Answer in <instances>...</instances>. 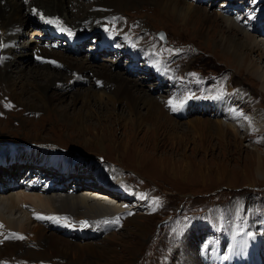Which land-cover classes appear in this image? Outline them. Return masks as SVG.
Here are the masks:
<instances>
[{
  "label": "rangeland",
  "instance_id": "1",
  "mask_svg": "<svg viewBox=\"0 0 264 264\" xmlns=\"http://www.w3.org/2000/svg\"><path fill=\"white\" fill-rule=\"evenodd\" d=\"M158 1L133 2V6L123 8L124 14L114 16V24L111 25L110 21L106 30H113L112 35L123 31L127 41L132 39L135 43L147 32L145 41L156 44L153 50L157 52L156 57L160 63L172 68L170 73L177 80L173 93L166 90L171 81L166 80L154 86L152 84L158 79L147 78L149 74L140 67V70L137 68L130 73L129 77L132 82L140 83L133 91L143 89L152 97L172 96L185 99L189 104L193 102V110L189 112L186 111L185 101L176 111L169 104L162 106L165 111L168 110V114L163 110L170 117L168 126L158 125L153 119L147 118L135 130L129 123V119L135 120V117L128 107L131 100L127 95H122L120 102L119 97L108 101L106 94L100 93L103 98L94 97L86 102L87 87L73 92L78 87L74 86L71 93L50 101L53 105L46 108V104L34 96L37 87L27 83L25 77L32 73L25 71L10 73L21 82L15 100L13 95L4 91V81L0 75V182L3 178H12L17 182L26 171L39 169L42 161L21 159L27 149L33 151L37 147L42 151L53 150L54 154H59L57 165L48 164L51 169L46 172H51L52 176L60 175L63 182L71 181L65 193L71 188L81 191L85 188L98 190L104 187L116 194L125 192L115 185L117 183L110 173L106 176L102 171L104 169L106 172V168L112 167L121 171V180L128 189L143 196L149 203H144L146 206L141 209L140 204L128 202L123 212L120 205L116 204L113 207L119 212L116 218L97 219L94 224L82 225L84 234L78 230L65 232L64 229L53 228L50 221L44 222L49 234L61 239L60 253H53L46 246V259L32 258L29 261L20 257L14 261L15 264H264V133L251 132L254 128L264 132V92L260 82L250 76L247 69L237 71L236 65L239 62H233V54L221 50V35H226L227 30L219 15L224 12L235 16L236 13L239 15L255 7L256 15L252 17L257 19L258 27L252 29V34L258 39H264V0H188L207 13L208 17L191 11L190 16L182 19L163 11ZM81 2L83 6L89 7L99 4V1ZM179 2L183 4L184 0ZM74 13L78 11L74 10ZM30 25L26 28L28 34L24 35L19 44L22 49L21 46L28 43L26 41L36 38L31 37L34 34L32 31H40L38 27ZM160 31L165 32L166 41L161 38ZM93 33L91 37L86 36L85 39H89L87 44L95 45L96 40H104L101 32ZM41 37L40 32L38 38ZM120 39L119 35L118 39L114 38V44L118 47L121 45ZM87 44L80 55L91 54L89 59L98 68L112 65L123 71L126 61H130L128 55L118 59L114 54L115 49L101 52L102 48L95 49ZM31 45L35 46L36 43ZM92 51L95 52L92 54ZM250 57L261 62L264 67V59L260 58L258 51ZM20 60L30 65L29 59V62ZM39 73L43 74V71ZM78 77L83 78V75ZM72 96L78 99L76 104H71ZM203 97L205 102H210V106H204L201 111L196 110L198 105L195 102ZM126 100L128 102L125 105ZM225 102L230 103L232 110L223 109ZM216 103L221 104L217 114ZM234 110L237 113L233 117L229 112ZM141 111L147 113L148 109L142 104ZM247 127L251 128L250 132L246 131ZM104 128L107 130L103 136L105 139L99 144L97 141L87 142V139L94 141L96 133H103ZM12 162L15 164L10 165ZM257 166H261L260 172H257ZM64 167L66 172L62 170ZM3 189L0 186V190ZM115 196L109 194L107 199L111 200L108 202H112ZM115 199L113 201L118 200ZM235 202L240 203L241 209L245 211V219L260 241L255 249L252 244L253 235H250L243 252L234 250L238 247L226 251V244L233 239V234L227 230L225 237V227H229L232 215L236 213L233 208ZM3 204H0L1 208H5ZM25 209L26 206H23L21 211L3 215L19 224L25 221L26 213H21L27 211ZM133 220L148 227L143 242L140 239L138 241V236L134 234L136 228ZM69 222L73 225L80 220L75 221L70 217ZM103 230L107 233H103ZM17 235L11 234L8 239H1L0 250L17 251L15 244H6L8 241L18 242ZM51 241L50 238L46 243ZM186 242H194L193 256L189 251L190 257L185 256ZM83 243L96 248L107 244L110 249L113 248V252L110 251L108 255L88 253L86 256L89 260L81 262L79 251L74 246ZM246 250L248 252L244 256ZM212 256L218 258L212 261Z\"/></svg>",
  "mask_w": 264,
  "mask_h": 264
},
{
  "label": "bare ground",
  "instance_id": "2",
  "mask_svg": "<svg viewBox=\"0 0 264 264\" xmlns=\"http://www.w3.org/2000/svg\"><path fill=\"white\" fill-rule=\"evenodd\" d=\"M81 1L82 0H0V75L4 81V91L13 95L16 100L17 95L19 94L17 87L21 82L18 81L17 76L14 77L10 73L13 71H25L32 73V75L25 78L28 79L27 83H29V86L37 87L38 91L34 93V96L37 99H41L42 104H46V106H44L46 108H51L53 105L51 102L56 98L61 99L64 96H67L68 93H71L74 86L78 87L74 88L73 92L83 87H87V90L85 88V91L87 92L86 102L94 97L99 99L103 98L102 95H99L100 93L106 94L105 96L108 101L116 100L119 97L118 101L120 102L122 101V95H127L128 99L131 101L129 103L126 100L125 105L128 102L130 112L135 117V120L129 119V123H131V127L135 130L138 128V125L141 126L142 123H145L144 121L147 120V118L151 120L153 119L158 125L163 124L166 126L168 122L170 123V117L169 115L167 116L168 110L165 111L162 106H166L170 99H175L176 101H185V99L181 100L179 97L173 98L172 96L156 98L149 95L148 91L143 89L133 91V89L137 88L140 83L138 81L132 82L129 77L130 73L140 67L141 70L149 74L147 78L155 77L158 79L152 84L154 86L161 85L166 80L171 81L169 89L166 90L173 93L176 90L173 89V87L177 80H175L174 76L170 73L172 68L168 66L165 67L160 63L159 58L156 57L157 52L153 50L156 44H151L152 42L145 41V37H147L148 34L146 31L144 37L136 43L132 39L127 41V38L124 37L123 31L117 33L119 38H121V45L119 44L118 47L114 44V38L118 39V35H112L111 32H114L113 30L111 32L106 30L110 21H112L111 25L114 24L113 20L115 19L114 16H117L116 14H124V11H122L124 10L123 8L130 7L131 5L133 6V2L135 3L142 0H86L87 3H95L99 1V4L96 3L90 7L87 5L83 6ZM104 1L106 3H104ZM158 2L160 4H158V6H160L163 11L180 19L190 16L189 14L191 11H196L202 14L205 18L208 17L207 13L201 11L197 5L190 3L188 0H184L183 4L180 3L179 0H159ZM74 10L78 11V13H74ZM115 10L120 12H114ZM256 11L257 9L253 7L246 9V11L239 15L236 13L235 16L224 12L219 13L220 17L223 19V27L227 30L226 35L224 33L221 35L220 45L221 50L224 53L234 55V63L239 62V64L237 63L238 65H236L237 71L241 68H244V70L247 69L250 76L256 78L260 82V86L264 92V67L262 68L261 62L254 61L250 57L253 52L258 51L260 58L264 59V39H258L256 35L252 34V29L258 27L257 19L254 18L255 16L252 17V15H256ZM41 14L45 19H41ZM49 19H58L61 21V24L47 23L46 21ZM118 19L120 18L118 17ZM29 24H31L30 26L38 27L40 31H32L34 34H31V37L35 36L36 38H31L30 41H26L28 43L23 44V46H21L23 47L22 49L19 44L24 39V35H26V33L28 34L26 28ZM61 27L70 30L72 34L69 35L68 31H61ZM226 30H224V32H226ZM40 32L42 37L38 38ZM93 32H101L102 35H104V40L102 39L103 41L101 40V42L96 40L94 42L95 45H93L92 42V44H87L89 39L85 38L87 35L88 37H91L92 34H94ZM31 43H36V45L32 46ZM86 44L87 46L91 45V47L95 49L102 48L101 52H110V49H115L114 54L118 59H123L128 55L130 61H126L125 69L123 71L114 68L112 65H105L104 67L98 68L93 64L92 60L89 59L91 54L85 56L80 55L82 50L86 47ZM57 48H59V50ZM12 51H14L13 55L10 54ZM94 52L95 51H92V54ZM32 55H35V58H32ZM20 59L27 61L29 59L30 62H28L30 65L27 66L26 64H23ZM39 71H43V74H40ZM80 74L83 75V78L78 77ZM167 95H170V93ZM204 97L195 102V104L198 105L196 110L201 111V109L204 110V106H210V104H208L210 102H205L206 99ZM77 101L78 99L76 96H72L71 104H76ZM211 101L214 102V100ZM185 103L187 104L186 111L189 112L193 110V102L192 104H189L185 101ZM142 104L143 107H147V113H142ZM216 104H218L215 106V113L217 114V112H220L221 104ZM223 104V109L227 108L228 110H232L230 103L225 102ZM163 110L167 114H164ZM236 113L235 110L230 111L229 115L233 116L234 114L236 115ZM211 126L213 125L211 124ZM250 129L251 128L247 127L246 131L250 132ZM106 131V128H104L103 133H96L94 141L87 139V142L97 141V143H100L102 139H105L103 136ZM251 132L254 134H257L258 132L264 133L257 128H254ZM126 146L129 147L128 144ZM51 152L46 151V149L42 151L36 147L33 151L27 149L21 156V159H36V161L45 162L44 166H41L38 169V174H43L40 178L34 179L38 174L33 176L26 171L20 181L14 182L12 178H3L0 182V186L4 188L3 190H0L2 192V194H0V204L4 203L3 205H5V208L0 207V241L5 237L8 239L11 234H19L17 235L18 242L8 241V243H6L9 246L15 244L17 251H7L5 249L0 250V264H6V262L9 264H15L14 261L18 260L20 257L29 261H31L32 258H38L40 260L43 258L46 259L48 257L46 246L50 247L52 252H58L59 248H61L59 247L61 239L59 240V238H56L53 234L50 235L46 223L44 222L50 221L53 228H61L64 229L63 231L65 232L78 230L80 233L84 234L85 229H81V226L85 225L83 222H87L86 225H90L94 224L97 219L105 218L110 220L116 218V213H119L113 208L116 204L120 205L122 209L121 212L125 211L124 207L128 202H135L134 204L138 205L140 204L141 206L139 207H142L141 209L149 204L145 201L147 200L146 198H143V196L135 194L128 189L126 183L121 180V171L112 167L106 168V172L104 169H102V171L106 176L107 173H110L117 183L115 185L121 187L122 191L125 192L116 194L114 191L107 190V188L104 187L98 190H89L88 188H85L81 191L71 188L65 193V189H67L68 183L71 181L68 182L66 180L63 182L60 175L52 176L50 175L51 172L48 174L46 172V170L51 169L48 164L57 165L58 163L57 157L59 154H54L53 150H51ZM65 155L68 154L65 153ZM66 167L62 170L65 171ZM42 169L44 170L42 171ZM69 169L71 170L72 168ZM256 170L257 172H260L262 170L261 166H257ZM64 177L66 178V174ZM43 182H45V184L42 186ZM90 188L98 187L91 186ZM99 191H105L106 194L109 192L112 195H117L114 198L118 200L115 199L116 201H113L114 198L112 197V202H108L111 199H107L108 201L104 200L108 196L101 198L100 195L98 196V194H96ZM144 203L147 204L145 205ZM23 206H26L27 211L21 212L22 215L24 212L26 213L24 216L25 221L22 223L18 224L16 220L9 219L3 215V213L12 214L13 211H21ZM233 208L236 213L232 215V221L229 224V227L227 229L225 227V237L228 230V232L233 234V239L226 244V251L228 252L229 250H233L234 247H238L239 249L236 248L234 250L243 252V248L250 235H253L252 244L254 245L256 242L255 247L258 246L260 241L256 237L255 230L251 224L245 219V211L243 212L241 209L240 203L237 204V202H235ZM37 214L44 217H62L66 219H38ZM70 217H73L75 221H78L79 219L80 222L73 224V226L69 222ZM135 221L133 220L136 228H134V234L138 236V241L139 239L142 241L147 236L148 227L146 225L144 226L142 222ZM103 233L106 234L107 231L103 230ZM20 236H22L23 239H20ZM24 238L26 239L25 241H23ZM50 238L52 239V243H48V245L46 242ZM192 244L194 245V242H186L185 256H189L191 253L192 256L194 255ZM221 245L222 243L220 246ZM103 246L105 248L100 246L96 248V246L89 244L85 245L83 243V245L74 247L79 251L81 262H86L89 260L86 256L88 253L94 254L98 252L100 255H103V253L108 255L110 254V251L113 252V248L110 249L109 245L106 244ZM219 248L212 249L211 251L219 250ZM105 251H107V253ZM246 252H248V250L243 253L244 256L246 255ZM212 257V261H214V258H218L217 256Z\"/></svg>",
  "mask_w": 264,
  "mask_h": 264
},
{
  "label": "snow or ice",
  "instance_id": "3",
  "mask_svg": "<svg viewBox=\"0 0 264 264\" xmlns=\"http://www.w3.org/2000/svg\"><path fill=\"white\" fill-rule=\"evenodd\" d=\"M35 11V10H34ZM41 19H45L44 16L41 14ZM47 23H52V24H57V25H60L61 24V21H59L58 19L57 20H52V19H49L46 21ZM61 31H68L69 35H71V31L64 28V27H61L60 29ZM39 59V57H38ZM183 102L184 101H176L175 99H170L168 101V104L170 107H172V109L175 111L178 107L182 106L183 105ZM9 107H11V105H8ZM37 218L38 219H51V220H61V219H66V218H62V217H44V216H40L39 214H37ZM118 222V221H117ZM86 226L87 222H83ZM20 239H23L22 236L19 237Z\"/></svg>",
  "mask_w": 264,
  "mask_h": 264
},
{
  "label": "water",
  "instance_id": "4",
  "mask_svg": "<svg viewBox=\"0 0 264 264\" xmlns=\"http://www.w3.org/2000/svg\"><path fill=\"white\" fill-rule=\"evenodd\" d=\"M162 33H163V36H164V37H163V38H164V40H166L164 31H162Z\"/></svg>",
  "mask_w": 264,
  "mask_h": 264
}]
</instances>
